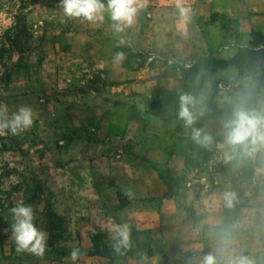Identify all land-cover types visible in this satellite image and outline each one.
I'll list each match as a JSON object with an SVG mask.
<instances>
[{
  "label": "rangeland",
  "instance_id": "obj_1",
  "mask_svg": "<svg viewBox=\"0 0 264 264\" xmlns=\"http://www.w3.org/2000/svg\"><path fill=\"white\" fill-rule=\"evenodd\" d=\"M176 2L139 0L135 24L117 33L107 12L93 22L65 16L59 0H0V103L34 111L28 130L0 135V264H200L208 254L216 264L241 256L264 264V144H223L235 108L264 114V32L245 30L249 15L226 14L233 0H184L188 20ZM181 42L200 48L197 60L159 48ZM227 46L239 48L230 60L241 75L224 77L229 94L203 93L205 70L225 67L218 57ZM181 96L193 99V115L201 106V120L168 159L145 161L160 184L143 198L118 189L128 181L86 147L109 140L122 161L135 154L131 122L178 118ZM193 128L210 142L194 140ZM19 202L49 233L42 256L16 249L10 209ZM125 221L129 246L117 252L113 225Z\"/></svg>",
  "mask_w": 264,
  "mask_h": 264
},
{
  "label": "clouds",
  "instance_id": "obj_2",
  "mask_svg": "<svg viewBox=\"0 0 264 264\" xmlns=\"http://www.w3.org/2000/svg\"><path fill=\"white\" fill-rule=\"evenodd\" d=\"M65 16L69 18H82L87 21H97L104 18L107 12L112 21V28L121 33L126 28L133 26L136 22L142 5L139 0H59ZM176 10L178 16L188 20L192 15V7L184 0H177ZM124 54L117 52L116 60H121ZM179 118L185 121L186 125H192L195 119L189 109L192 98L181 96ZM34 122V111L30 106L18 107L15 111H9L6 104L0 103V135H20L28 130ZM224 145L230 146L233 150L237 147L247 149L249 145L264 144V114H257L247 108L240 106L233 110L231 117L224 121ZM202 136V130L193 128L192 138L198 143L207 144L211 137L207 134ZM231 194H226V197ZM12 220L10 223L11 236L14 238L17 251H26L42 256L48 246L49 233L37 226L35 212L31 204L19 202L10 209ZM130 226L125 222L113 225L111 239L113 248L120 252L122 248L129 246ZM80 255L78 249H73L71 257L75 260ZM200 264H216V258L212 254L203 257ZM230 264H251L246 257H239Z\"/></svg>",
  "mask_w": 264,
  "mask_h": 264
},
{
  "label": "crops",
  "instance_id": "obj_3",
  "mask_svg": "<svg viewBox=\"0 0 264 264\" xmlns=\"http://www.w3.org/2000/svg\"><path fill=\"white\" fill-rule=\"evenodd\" d=\"M241 5L235 3L226 5V14L237 16H251V20L247 19L248 25L245 30H259L264 32V0H241ZM156 48V47H155ZM161 50L170 52L172 58L178 62H190L197 60V54L200 48L193 43L189 45L181 42L174 44H162ZM229 50H224L225 54L218 57L219 61H227L225 67L214 68L209 67L204 72L202 92L206 94L218 92H226L224 87V79L236 80L241 75V69L238 64L230 59L238 55L239 48L235 46H227ZM225 77V78H224ZM222 91H221V90ZM200 93V92H199ZM229 94V92H226ZM193 100V99H192ZM117 103L116 105H118ZM115 107V106H114ZM200 110V111H199ZM201 106H198V113L194 115L197 120H201ZM210 117H204L202 122L210 129L214 120ZM119 120L110 121L112 125ZM132 129H138L136 137H134L135 154L123 156L122 161L116 160V149L109 140H100L91 143L86 147L85 154L89 158L97 159L95 161H112L110 173L117 182L120 179L128 181V187H119L120 190H125L132 196L144 197L146 194L152 193V190L160 180L153 173L145 161L163 162L171 155L175 139L178 136H186L189 131V125L181 118L160 119L157 116H151L145 123L139 120L131 122ZM109 125V123H108ZM135 134V133H133ZM112 139L115 136L111 137ZM111 148V149H110ZM94 154V155H92ZM143 161V162H141ZM144 163V164H143Z\"/></svg>",
  "mask_w": 264,
  "mask_h": 264
},
{
  "label": "trees",
  "instance_id": "obj_4",
  "mask_svg": "<svg viewBox=\"0 0 264 264\" xmlns=\"http://www.w3.org/2000/svg\"><path fill=\"white\" fill-rule=\"evenodd\" d=\"M241 56H242V54H240ZM236 61V60H235ZM221 62H223L224 63V61H221ZM237 62V61H236ZM211 67V66H210Z\"/></svg>",
  "mask_w": 264,
  "mask_h": 264
}]
</instances>
